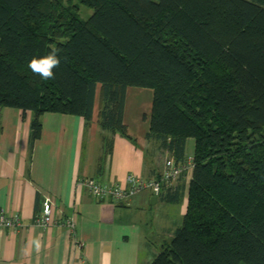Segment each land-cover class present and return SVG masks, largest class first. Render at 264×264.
<instances>
[{
    "label": "trees",
    "instance_id": "trees-1",
    "mask_svg": "<svg viewBox=\"0 0 264 264\" xmlns=\"http://www.w3.org/2000/svg\"><path fill=\"white\" fill-rule=\"evenodd\" d=\"M77 1L86 20L62 0H0V108L32 114L31 147L42 115L88 125L96 101L100 130L134 144L126 90L152 91L150 156L194 148L189 180L153 196L186 208L148 264H264V0ZM52 48L44 80L28 63Z\"/></svg>",
    "mask_w": 264,
    "mask_h": 264
},
{
    "label": "crops",
    "instance_id": "crops-1",
    "mask_svg": "<svg viewBox=\"0 0 264 264\" xmlns=\"http://www.w3.org/2000/svg\"><path fill=\"white\" fill-rule=\"evenodd\" d=\"M151 100L150 90H126L123 124L134 144L100 130L96 101L88 125L79 117L42 115L40 138L31 147L32 114L0 108V212L18 217L23 227L15 233L0 231V264H148L151 261L159 249H152L142 241L141 220L147 208L144 194H136L125 205L99 200L82 184L91 179L107 187L119 186L128 174L146 182L159 181L167 156H150L146 144ZM111 137L113 148L111 154L105 155L102 140ZM193 148L194 141L188 139L186 156H192ZM189 178V174L182 175L179 183ZM46 199L53 203L56 222L40 228L32 221ZM157 202L158 198L154 205ZM179 204L182 219L186 198ZM179 216L180 213L178 220L172 218L170 210H166L168 220L167 224L162 223V231L167 238L180 225ZM69 218L74 222L73 231L64 224ZM33 238L40 239L39 249L31 243Z\"/></svg>",
    "mask_w": 264,
    "mask_h": 264
},
{
    "label": "built area",
    "instance_id": "built-area-1",
    "mask_svg": "<svg viewBox=\"0 0 264 264\" xmlns=\"http://www.w3.org/2000/svg\"><path fill=\"white\" fill-rule=\"evenodd\" d=\"M192 168V156H186L185 161L178 164H174L171 159H166L159 174V181L151 180L146 182L135 175L128 174L124 177V184L119 186L107 187L91 179L83 181L82 184L93 197L99 200L109 199L116 203L127 205L144 188H148L153 196H157L161 190L162 183H172L184 174L190 175ZM52 204L51 200H44L41 211L33 218V225L45 228L56 222L53 217ZM64 224L68 229L73 231L74 222L71 218L64 221ZM22 228L18 217H9L3 212H0V231L15 233Z\"/></svg>",
    "mask_w": 264,
    "mask_h": 264
},
{
    "label": "rangeland",
    "instance_id": "rangeland-1",
    "mask_svg": "<svg viewBox=\"0 0 264 264\" xmlns=\"http://www.w3.org/2000/svg\"><path fill=\"white\" fill-rule=\"evenodd\" d=\"M65 4H69L70 6H76L77 8V14L79 19L86 20L89 16H91L93 10L81 5L77 0H62ZM160 160V159H159ZM140 193L144 194L143 200L147 204V208L143 211L142 215V226L141 231L142 235L144 236L143 242L150 245L152 249H159L160 245L162 244V241L168 240L166 234H163L162 231V223L167 224V218H165L166 210H170V216L178 220V214L179 216V222L181 221V204H166L161 203L160 199H158V202L156 205H149L150 199L153 197L151 195V191L148 188H144L140 191ZM177 223V226L179 225Z\"/></svg>",
    "mask_w": 264,
    "mask_h": 264
},
{
    "label": "clouds",
    "instance_id": "clouds-1",
    "mask_svg": "<svg viewBox=\"0 0 264 264\" xmlns=\"http://www.w3.org/2000/svg\"><path fill=\"white\" fill-rule=\"evenodd\" d=\"M61 59L59 56V49L52 48L46 55L33 56L29 63L28 68L34 74L44 80H51L55 78L54 69L59 68ZM31 243L39 249L41 241L39 238H33Z\"/></svg>",
    "mask_w": 264,
    "mask_h": 264
},
{
    "label": "water",
    "instance_id": "water-1",
    "mask_svg": "<svg viewBox=\"0 0 264 264\" xmlns=\"http://www.w3.org/2000/svg\"><path fill=\"white\" fill-rule=\"evenodd\" d=\"M155 202H156V198H155V197H152V198L150 199V205H154Z\"/></svg>",
    "mask_w": 264,
    "mask_h": 264
}]
</instances>
